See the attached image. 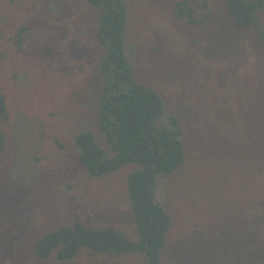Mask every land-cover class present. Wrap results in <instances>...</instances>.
I'll return each instance as SVG.
<instances>
[{"label":"rangeland","instance_id":"obj_1","mask_svg":"<svg viewBox=\"0 0 264 264\" xmlns=\"http://www.w3.org/2000/svg\"><path fill=\"white\" fill-rule=\"evenodd\" d=\"M122 1L133 76L160 93L182 129L184 165L156 179L173 220L161 264H264V0L243 31L225 0H187L194 17L208 13L197 25L176 18L181 0ZM99 16L86 0H0V264H146L139 253L81 248L59 263L33 252L38 238L75 220L138 239L127 179L139 166L91 178L72 144L88 129L108 147L96 124Z\"/></svg>","mask_w":264,"mask_h":264},{"label":"trees","instance_id":"obj_2","mask_svg":"<svg viewBox=\"0 0 264 264\" xmlns=\"http://www.w3.org/2000/svg\"><path fill=\"white\" fill-rule=\"evenodd\" d=\"M86 2L100 12L97 42L103 49L99 60L103 88L96 124L108 147L101 148L93 132L83 130L72 140L75 158L91 178L112 174L124 165L139 166L127 179L138 239L131 242L113 228L91 230L75 220L71 226L38 238L34 257L46 261L54 253L56 261L64 263L86 248L93 254L139 253L144 255L146 264H161L173 220L167 207L157 200L156 179L169 176L184 165L182 129L179 120L166 110L160 93L152 86L140 84L133 76L125 46L128 13L123 1ZM223 5L233 28L241 31L253 27L262 6L260 0H225ZM175 8L176 18L189 25L202 24L208 17V13L204 18L194 17L187 0H181ZM258 35L264 40V34ZM6 117L7 107L0 95V153L5 145L1 122ZM260 144L259 156L264 160V142ZM253 173L258 182L257 170L253 169ZM260 184L263 186L262 177Z\"/></svg>","mask_w":264,"mask_h":264}]
</instances>
